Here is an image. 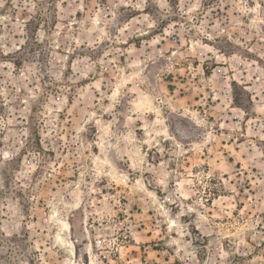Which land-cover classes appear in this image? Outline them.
<instances>
[{
  "label": "rangeland",
  "instance_id": "obj_1",
  "mask_svg": "<svg viewBox=\"0 0 264 264\" xmlns=\"http://www.w3.org/2000/svg\"><path fill=\"white\" fill-rule=\"evenodd\" d=\"M0 264H264V0H0Z\"/></svg>",
  "mask_w": 264,
  "mask_h": 264
},
{
  "label": "built area",
  "instance_id": "obj_2",
  "mask_svg": "<svg viewBox=\"0 0 264 264\" xmlns=\"http://www.w3.org/2000/svg\"><path fill=\"white\" fill-rule=\"evenodd\" d=\"M99 243H100V241H99Z\"/></svg>",
  "mask_w": 264,
  "mask_h": 264
}]
</instances>
